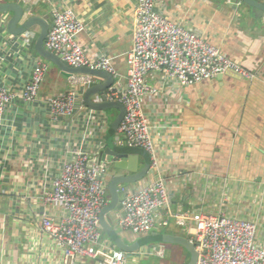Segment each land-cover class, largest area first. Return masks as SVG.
<instances>
[{"label":"crops","instance_id":"0c3cea01","mask_svg":"<svg viewBox=\"0 0 264 264\" xmlns=\"http://www.w3.org/2000/svg\"><path fill=\"white\" fill-rule=\"evenodd\" d=\"M235 1L160 0L158 11L165 18L202 35L252 72L254 78L248 80L228 71L211 80L181 86L166 81L159 72L147 76V85L158 90L155 98H146L144 112L153 128L159 169L151 171L143 181L125 187L136 190L161 178L167 184L171 204L161 213L154 230L146 235L119 227L120 207L109 214L108 222L118 238L135 248L127 254L129 264H163L154 259H164L169 247H178L163 243V235L190 241L195 236L193 226L186 230L173 220L168 226L160 224L167 212L202 211L252 221L258 228V243L264 247V24L253 17L248 6H236ZM2 2L21 3L37 16L50 17V24L54 9H72L85 24L78 42L86 58L90 62L109 58L119 74L117 80L126 86L137 0H34L30 5L20 0ZM31 51L37 56L35 43ZM21 55L24 57L17 68H13L12 59L5 66L4 71L14 83L29 75V65L24 53ZM49 65L40 91L43 97L69 89V78ZM91 77L94 85L105 82ZM19 108L15 130L10 134L12 139L7 143L12 149L2 152L10 160L3 181L0 171V264H61V252L41 229L44 213L59 217L60 212L40 202L44 168L38 157L44 152L50 158V179L54 178L68 159L66 145L74 146L77 136L84 133V119L77 115L74 122H54L35 106ZM95 134V142L103 145V154L109 148L136 156L139 169L149 159L144 150L119 144L117 132L110 127L98 128ZM29 160L30 168L26 166ZM111 175L108 167L107 183ZM106 236L108 247L116 248L113 238ZM160 246L166 249L163 258L152 254ZM178 263L184 264L180 259ZM85 264L94 262L88 260Z\"/></svg>","mask_w":264,"mask_h":264},{"label":"built area","instance_id":"2783aa9c","mask_svg":"<svg viewBox=\"0 0 264 264\" xmlns=\"http://www.w3.org/2000/svg\"><path fill=\"white\" fill-rule=\"evenodd\" d=\"M30 5L34 0H20ZM233 0H228L232 2ZM160 0H137L133 17L134 45L127 56L129 71L127 84L123 86L112 61L100 57L90 62L78 36L85 30V24L70 8L54 9L51 24L45 39V48L60 56L61 60L73 68L87 67L104 71L114 77V84L106 93L107 101L119 102L125 108V115L117 130L118 143L129 148H139L150 156L149 173L159 168L153 128L144 112L147 97L155 98L158 90L150 88L146 78L153 72L163 74L166 81L181 86H191L216 78L228 71L252 80L254 74L229 58L219 47L211 45L196 31L174 23L159 11ZM236 6H242L236 0ZM10 14L0 16V171L1 179L7 171L10 160L2 153L11 150L19 105L35 106L49 121H73L77 115L83 116L85 131L75 141L68 143V159L50 179V158L41 152L38 159L44 168V182L40 202L46 208L59 210V217L48 213L41 216L42 232L61 252V264H129L127 253L110 248L102 241L100 214L109 203L106 172L107 162L89 165L103 156V145L96 143L95 131L108 127L106 113L88 108L82 96L93 86L90 75H73L69 78L68 91L49 96H41V87L49 71V63L41 57L33 56L31 48L38 37V29H31L14 36L7 32ZM16 48V50H14ZM25 55L29 65L26 80L18 83L4 70L9 59L15 63ZM98 127V128H97ZM32 147V145H29ZM43 150V149H41ZM26 166L30 168L32 160ZM3 194L6 191H2ZM119 207L122 215L119 227L134 234L146 235L154 230L161 213L171 204L167 184L161 178L150 181L142 187L131 190L120 189ZM164 218L160 224L168 226L173 220L177 226L188 230L192 226L199 258L196 264H264V247L257 240V225L249 220L213 215L202 211H179ZM164 246L154 248L152 254L163 258Z\"/></svg>","mask_w":264,"mask_h":264},{"label":"water","instance_id":"95a60500","mask_svg":"<svg viewBox=\"0 0 264 264\" xmlns=\"http://www.w3.org/2000/svg\"><path fill=\"white\" fill-rule=\"evenodd\" d=\"M241 1L251 9L253 17L256 20H261L264 24V2H259L257 0ZM5 13L10 14V19L8 20L6 26L9 34L19 36L28 30L35 28L38 29V37L35 41V50L37 55L49 64L55 66L65 78H70L73 75L84 74L105 80L103 84L93 85L86 89L83 95V101L88 108L95 111L105 112L109 109H117L118 115L111 125L112 130L117 132L125 115V108L119 102L107 101L106 99L107 91L114 84V77L107 72L93 70L87 67H70L61 60L60 56L46 50L45 39L47 38L50 28V17L37 16L34 14V11H27L26 8L18 2H0V16ZM97 98L100 99V101H96ZM145 153L149 156L147 152ZM115 158L119 159L115 161ZM100 161L107 162L109 168L112 170V175L110 176L107 187L109 203L103 208L100 214L101 229L109 237L113 238L117 249L129 254L134 252L135 248H133V246H127L120 238H118L116 231L108 222V216L112 212H115L119 207L121 187L141 182L148 176L151 165L150 156L146 161V164L139 169L136 156L130 154H119L107 148L101 159L96 158L91 161L89 165ZM160 239L163 243L178 245L186 250L190 259L185 264L197 263L199 253L197 252L195 245L188 238L163 235Z\"/></svg>","mask_w":264,"mask_h":264},{"label":"rangeland","instance_id":"374dc122","mask_svg":"<svg viewBox=\"0 0 264 264\" xmlns=\"http://www.w3.org/2000/svg\"><path fill=\"white\" fill-rule=\"evenodd\" d=\"M2 1H4V0H0V2H2ZM105 113L107 115V119L105 121H106L108 127H110V129H111V125L118 115V110L117 109H109V110L105 111ZM109 169H111V168H109ZM111 172H112V170H111ZM108 197H109V195H108ZM102 234H103V237L101 240L104 241V239H107V236L105 233H102ZM169 250H170L169 254L166 258L154 259V261H158L159 263H163V264H179L178 260L180 259L181 263L185 264L190 259L188 252L179 246L178 247L177 246L176 247L171 246V247H169Z\"/></svg>","mask_w":264,"mask_h":264},{"label":"clouds","instance_id":"9594fccd","mask_svg":"<svg viewBox=\"0 0 264 264\" xmlns=\"http://www.w3.org/2000/svg\"><path fill=\"white\" fill-rule=\"evenodd\" d=\"M242 5H243V3H242Z\"/></svg>","mask_w":264,"mask_h":264}]
</instances>
